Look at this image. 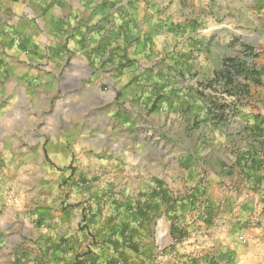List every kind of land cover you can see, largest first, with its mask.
Listing matches in <instances>:
<instances>
[{"label": "rangeland", "instance_id": "1", "mask_svg": "<svg viewBox=\"0 0 264 264\" xmlns=\"http://www.w3.org/2000/svg\"><path fill=\"white\" fill-rule=\"evenodd\" d=\"M98 27L103 135L45 158L61 175L20 208L8 264H264V148L240 139L264 126L238 123L264 112V0H99Z\"/></svg>", "mask_w": 264, "mask_h": 264}, {"label": "crops", "instance_id": "2", "mask_svg": "<svg viewBox=\"0 0 264 264\" xmlns=\"http://www.w3.org/2000/svg\"><path fill=\"white\" fill-rule=\"evenodd\" d=\"M98 26L99 0H0V179L5 172L17 178L13 190L19 192L13 199L9 185H4L0 193V264H8L9 251L15 240L23 239L26 222L34 224L33 214L27 221L20 208L37 206L41 189L49 180H59L61 171L47 166L45 158L59 167L67 165L73 150L93 154L103 135ZM118 71L110 74L117 76ZM242 110L238 123L260 131L264 112ZM240 139L246 155L262 154L261 134ZM217 205L244 210L241 202H216L213 207ZM255 206L264 207V200ZM216 217L228 222L232 214L221 211Z\"/></svg>", "mask_w": 264, "mask_h": 264}]
</instances>
